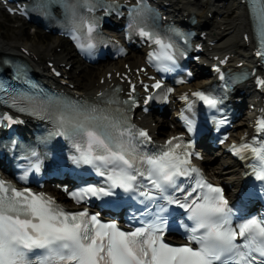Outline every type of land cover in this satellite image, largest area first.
<instances>
[{
  "label": "snow or ice",
  "instance_id": "snow-or-ice-1",
  "mask_svg": "<svg viewBox=\"0 0 264 264\" xmlns=\"http://www.w3.org/2000/svg\"><path fill=\"white\" fill-rule=\"evenodd\" d=\"M248 4L253 31L258 37L256 56L264 59V0H248ZM53 5L72 12V38L82 52H90L95 46V21L84 16L77 18L76 5L67 0H38L36 7L47 11ZM143 11L132 10L133 22L129 27L138 29L141 37L158 46L149 53L147 63L160 73H170L177 57L184 53L167 36L149 28L143 19L136 20ZM22 76V72L17 73L18 79ZM258 83L264 87V80ZM151 87L163 89L160 82ZM120 91L117 88L111 94L100 93L95 103L43 92H18L9 99L10 106L19 112L51 122L53 130L49 135L64 137L74 145L78 155L72 156L73 163L78 167L90 166L109 182L107 188L87 187L80 194L74 193V199L86 194L97 198L112 196L114 190L120 189L142 197L146 211L156 204V216L125 232L115 223L101 222L97 215L67 212L43 195L28 189L20 191L0 181V264H264V216L235 220L221 189L208 184L199 170L191 166L190 158L195 154L189 151L191 144L181 137L169 139L163 148L147 151L146 146L151 143L149 134L135 129L127 114L135 100L130 93L129 100L121 101ZM0 92L8 93L9 88L0 84ZM166 92L171 93L172 89ZM192 95L209 110H218L222 103V98L210 91ZM150 99L155 97H148L145 103ZM182 99L187 102L189 97ZM192 108L189 103L188 110ZM0 118L18 122L8 116ZM182 118L187 131L194 132V121ZM258 132H264V125ZM241 147H251L256 157L255 178L264 181V142L259 146L244 143ZM233 151L239 153L241 148L234 146ZM32 167L39 170V164ZM193 176L195 183L190 189L178 183L180 177ZM179 193H183L182 199ZM159 201L175 204L186 213L190 221L186 228L187 245L176 247L163 242L166 221L161 214L167 208ZM193 243L196 247L191 246Z\"/></svg>",
  "mask_w": 264,
  "mask_h": 264
},
{
  "label": "bare ground",
  "instance_id": "bare-ground-1",
  "mask_svg": "<svg viewBox=\"0 0 264 264\" xmlns=\"http://www.w3.org/2000/svg\"><path fill=\"white\" fill-rule=\"evenodd\" d=\"M164 1L170 3L167 10L171 11L173 15L181 16L183 19L191 15L196 17L197 26L194 29L199 30L201 33L204 32L206 38L205 43L207 45L213 42V46L209 47L211 56L228 54L229 62L232 66L239 62L247 61L249 49L253 48V46L246 44L243 39V35L249 33V24L245 11L240 5L241 0ZM19 31H22L23 35V30ZM5 35L7 34L2 36L5 37ZM12 36L8 40L0 38V56H20L30 60L35 64V68L37 70L42 69V73L44 74L48 71L47 62H53L57 67H60V64H64L65 66L70 65L69 70H64L63 73L67 76V79L61 78L68 85L60 88L81 97H94L97 93L107 90L112 82L115 84L118 83L122 87L124 84H121L116 76L119 75L120 77L121 74L127 73L124 64H127L131 70L142 66V56L137 52L129 53L123 60H117L113 63L98 64L91 67L77 66L74 61V54L70 51L64 49L63 52L56 53L55 47H58L56 45L61 44L58 40L44 45V47H36V45L20 43L19 38L21 37V33ZM25 49L29 52V56L25 55L23 51ZM42 59L46 61L42 63ZM72 67L74 68L73 70ZM109 75H111V78H109ZM207 83L206 81L196 80L191 86L194 89L201 88ZM71 85L72 87H70ZM247 109L248 106H246L245 110ZM166 114L167 117H172L174 113L166 111ZM139 117V113H136L135 120L143 127L150 129L155 138H159L160 136L166 138L169 135H173L174 132H177L176 130L166 128L173 125L171 118L164 120L147 116L142 117L138 121ZM240 129L245 131L247 129V123L241 124ZM240 129L232 132L230 141ZM202 165L207 170L209 177L215 182H227L234 186H239L241 183V170L235 168L231 161L219 156V153H216L214 157L206 158V161ZM49 192L59 201H63L62 194L57 190L49 189Z\"/></svg>",
  "mask_w": 264,
  "mask_h": 264
},
{
  "label": "rangeland",
  "instance_id": "rangeland-1",
  "mask_svg": "<svg viewBox=\"0 0 264 264\" xmlns=\"http://www.w3.org/2000/svg\"><path fill=\"white\" fill-rule=\"evenodd\" d=\"M19 30H23V35H22V31H19ZM17 32L21 33V37L19 38L20 43H26L28 45H36V47H40V46L44 47V45H48L49 43L55 40H58L61 42V44L56 45L58 46V47H55L56 53H61L63 52L64 49H66L67 51L69 50L68 45L64 40L46 35L42 31L36 30L35 28H32L31 26L24 25V24L21 25L19 22L12 20L8 16H6L4 12L0 11V34L2 35L7 34L5 35L6 38L2 35L0 36V38L4 40H8L9 37L10 38L13 37L12 35H16V34L18 35ZM41 61L43 63L44 59H42ZM77 66H80V65H77ZM73 67H72V70L74 69ZM166 128H169V127H166Z\"/></svg>",
  "mask_w": 264,
  "mask_h": 264
}]
</instances>
